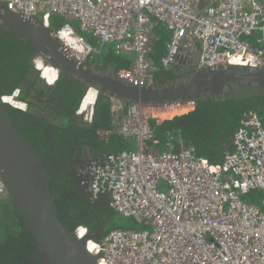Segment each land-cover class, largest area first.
<instances>
[{
    "label": "built area",
    "instance_id": "2783aa9c",
    "mask_svg": "<svg viewBox=\"0 0 264 264\" xmlns=\"http://www.w3.org/2000/svg\"><path fill=\"white\" fill-rule=\"evenodd\" d=\"M0 8L38 18L73 52L68 37L81 62L112 45L130 60L114 75L139 87L154 84V73L162 67L193 71L232 61L264 66V0H0ZM55 16L63 22L53 29ZM69 20L78 22L79 32ZM157 24L169 40L154 63L150 54ZM85 34L95 36L99 47ZM247 36H256L260 45L249 43ZM19 95L14 89L1 98L8 103L5 98L20 100ZM109 99L111 112H122L121 122L116 130L97 129L95 135L107 141L116 132L132 147L92 157L82 170L81 185L94 200L106 195L115 212L145 228H113L91 238L86 226H76L74 234L99 263L264 264V212L243 199L257 190L264 206V114L245 112L231 146L220 161L210 162L172 136L161 149L150 123V118L160 123L156 113L188 112L197 101ZM78 111L92 122L94 106L90 114ZM5 197L0 182V198Z\"/></svg>",
    "mask_w": 264,
    "mask_h": 264
},
{
    "label": "water",
    "instance_id": "95a60500",
    "mask_svg": "<svg viewBox=\"0 0 264 264\" xmlns=\"http://www.w3.org/2000/svg\"><path fill=\"white\" fill-rule=\"evenodd\" d=\"M0 30L30 46L43 64L57 70V75L62 73L81 83L85 89L78 107L90 87L97 95L142 104L183 100L212 103L233 94L264 93V66L217 64L190 71L169 82L139 87L118 79L111 69L101 71L79 61L54 36L53 30L36 17L0 8ZM3 94L0 91V182L11 206L46 264H100L97 256L87 249L85 240L78 239L70 224L62 220L47 163L11 118L8 103L1 98ZM83 190L87 203L94 209L96 200L85 187Z\"/></svg>",
    "mask_w": 264,
    "mask_h": 264
},
{
    "label": "trees",
    "instance_id": "16d2710c",
    "mask_svg": "<svg viewBox=\"0 0 264 264\" xmlns=\"http://www.w3.org/2000/svg\"><path fill=\"white\" fill-rule=\"evenodd\" d=\"M60 19L62 18L57 16L53 18V29L63 22ZM154 35L150 58L154 63H158L159 58L166 50L169 38L162 24L156 25ZM255 37L247 36L245 38L251 44L260 45L257 44ZM34 56L35 53L30 46L0 30V75L12 72L9 74L10 78L6 80L7 86L0 88L1 93L9 94L13 89L19 88L21 92L19 98L28 104L27 112L34 114L32 119L37 118L45 124L53 125L57 130L76 135V138L80 139L81 145H89L92 150L117 152L132 147L117 134L112 135L107 140L108 142L105 141L106 146H99L97 143L99 138L95 135V131L110 128L112 122L109 97L101 93L98 94L92 122L80 124L77 121L75 111L85 87L75 80H71L70 84L66 85L62 75L53 85L47 84L33 67L32 59ZM86 63L101 71L117 70L130 66L128 57L116 54L113 48L106 53L94 54L93 58H89ZM190 71L191 69L188 70L187 68H177L176 70L174 68H158L154 73V81L157 84L169 82ZM33 72L37 73L32 82L28 87L24 86V80L30 78ZM6 106L13 121L21 125L22 128L18 125L19 130L30 142L33 141L30 133H37L32 127L29 129V119L24 111L10 105ZM247 111L264 114V93L261 95L249 93L243 96L233 94L224 100H217L212 103L199 100L193 110L175 114L159 124L150 118V123L160 141L161 149L164 148L165 140L172 136L174 139H181L187 145L193 146L199 155L208 158L210 162H218L226 148L231 146L233 132L239 125L240 118ZM24 119H27V122H23ZM260 197L261 192L257 190L243 195L244 200L259 206ZM60 199V197L55 199L57 206ZM9 204V197L0 198V264H21L20 258L18 259L19 255H16L20 250V243L17 242L18 237L14 236L15 231L13 229L18 230L22 236L25 234L28 237L31 236L14 208ZM94 206L95 208L91 210L77 208L72 213L61 215L62 220L69 222L73 229L78 225L86 226L90 234L97 233L96 238L103 237L113 228H123L108 227L109 224H115L117 216L116 212L109 206L106 195L99 196ZM33 243H35L34 240Z\"/></svg>",
    "mask_w": 264,
    "mask_h": 264
},
{
    "label": "flooded vegetation",
    "instance_id": "af4514ba",
    "mask_svg": "<svg viewBox=\"0 0 264 264\" xmlns=\"http://www.w3.org/2000/svg\"><path fill=\"white\" fill-rule=\"evenodd\" d=\"M33 60L32 64L34 63ZM11 73L0 75V88L7 86L6 80L10 78L9 74ZM60 75H62L65 84L69 85L72 79H68L62 73L57 76L59 77ZM13 76L15 77L16 75ZM34 77L35 75H32L26 81L24 80L23 85L28 87ZM24 113L29 119V129L32 127L37 133L30 131L33 137L31 144L40 152L47 163L55 199L61 198L57 206L59 213L63 216L74 212L77 208L82 210L93 209V206L87 203L83 192L84 186L81 185V180L83 179L82 170L91 157L90 147L81 145L80 139H77L76 135H71L67 131L57 130L53 125L45 124L37 118L32 119L34 114L29 111H24ZM15 119L17 118L15 117ZM26 120L24 119L23 122H27ZM15 123L17 127L18 125L21 127L19 123ZM26 128L28 129V127ZM38 134L40 135L38 136ZM72 209L73 211H71ZM13 231H15L14 236L18 237L17 242L19 241L20 243V250L16 255H19L18 259L20 258L21 264H46L36 244L33 243V239L26 234L24 236L20 235L16 229H13Z\"/></svg>",
    "mask_w": 264,
    "mask_h": 264
},
{
    "label": "bare ground",
    "instance_id": "6f19581e",
    "mask_svg": "<svg viewBox=\"0 0 264 264\" xmlns=\"http://www.w3.org/2000/svg\"><path fill=\"white\" fill-rule=\"evenodd\" d=\"M65 40H66V44L67 45L70 44V47L72 48L73 52L74 53L77 52V54H78V50L75 47V45H73V42H71L70 39H68V37H66ZM231 64H241V65H243L241 61H232ZM34 66L36 67L35 69L39 71V73H40L39 75L42 77V79L47 84L52 85L56 81V79H57V70L54 67H52V66H50L48 64H43L39 58L35 59V65ZM187 69H189V68H187ZM96 98H97V91L94 88H92V87L88 88L87 91L85 92V94L83 95L81 104L78 107L80 109V111H78V112L82 113V114L85 113V112H88V114H90L92 112L93 106H95ZM5 100L9 104L14 106V108H17L19 110L25 111L24 103L22 101L18 100L17 97H13V98L12 97H7V98H5ZM89 250H90V248H89Z\"/></svg>",
    "mask_w": 264,
    "mask_h": 264
},
{
    "label": "rangeland",
    "instance_id": "374dc122",
    "mask_svg": "<svg viewBox=\"0 0 264 264\" xmlns=\"http://www.w3.org/2000/svg\"><path fill=\"white\" fill-rule=\"evenodd\" d=\"M52 20H53V18H52ZM60 20H62L63 21V19H60ZM69 22L71 23V25H72V27L75 29V31L76 32H79L80 30H79V24H78V22L77 21H73V20H69ZM85 38H86V40L92 45V46H94V47H99V42H98V40H97V38L95 37V36H93L92 34H85ZM111 49H112V45H110V44H107V45H105L104 47H103V49H102V52L101 53H106V52H109V51H111ZM93 56H94V54H92V58H93ZM33 59L35 60V59H37V56L35 55L34 57H33ZM35 67V66H34ZM36 68V67H35ZM36 73L35 72H33L32 73V75H35ZM180 113H185L183 110H181L180 112H178V113H176V111H167V112H165V111H163L162 113H156L155 114V118L157 119V120H162V119H166V118H171V117H173L175 114L176 115H178V114H180ZM82 117H83V115H82ZM80 119H81V117H80ZM154 119V118H153ZM161 122V121H160ZM108 142V141H107ZM97 143H99V146L100 145H105L106 146V144L107 143H105V141H103V140H97ZM135 144V142H133V145ZM10 205V204H9ZM260 210L261 211H263L264 212V206L263 205H260ZM116 214V222H117V224H116V222H115V224H116V226H114V225H111V224H109L108 225V227L109 228H113V227H123V228H131V229H136V230H139V229H143V228H145V226L143 225V224H140V223H137V222H135L132 218H126V217H123V216H121L119 213H115Z\"/></svg>",
    "mask_w": 264,
    "mask_h": 264
},
{
    "label": "crops",
    "instance_id": "0c3cea01",
    "mask_svg": "<svg viewBox=\"0 0 264 264\" xmlns=\"http://www.w3.org/2000/svg\"><path fill=\"white\" fill-rule=\"evenodd\" d=\"M111 111V110H110ZM111 114H112V122H111V125H110V128L109 129H113V130H116V128L119 126V124H120V122H121V115H122V112H118V113H113V112H111ZM77 116V115H76ZM167 119V118H166ZM164 119H162V120H159V122L160 121H163ZM77 121L80 123V124H88V122H86V121H84V119L82 120V118L80 119V116H77ZM114 134H117L116 132H114V133H112L111 134V136L112 135H114ZM117 135H119V134H117ZM110 136V137H111ZM120 136V135H119ZM126 141V140H125ZM128 143V145H129V143L130 142H127ZM89 146V145H88ZM90 147V150H91V157L90 158H92V157H94V156H96V155H98V154H101V153H104L105 151H102V150H97V149H94V150H92V148H91V146H89Z\"/></svg>",
    "mask_w": 264,
    "mask_h": 264
},
{
    "label": "clouds",
    "instance_id": "9594fccd",
    "mask_svg": "<svg viewBox=\"0 0 264 264\" xmlns=\"http://www.w3.org/2000/svg\"><path fill=\"white\" fill-rule=\"evenodd\" d=\"M38 58V57H37ZM33 67H34V65H35V60H33ZM35 68V67H34ZM57 79H58V76H57ZM53 85V84H52ZM16 89V88H15ZM14 90V89H13ZM21 93V92H20ZM5 94H8V93H5ZM20 96V95H19ZM20 99V98H19ZM21 100V99H20ZM22 102H24V103H26L25 101H23V100H21ZM8 105V104H7ZM10 105V104H9ZM79 105V104H78ZM10 106H12V105H10ZM13 107V106H12ZM78 108V107H77ZM27 109H28V104L26 103V108H25V111H27ZM76 112V111H75ZM76 114V113H75ZM77 115V114H76ZM78 116V115H77Z\"/></svg>",
    "mask_w": 264,
    "mask_h": 264
}]
</instances>
